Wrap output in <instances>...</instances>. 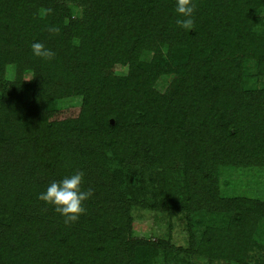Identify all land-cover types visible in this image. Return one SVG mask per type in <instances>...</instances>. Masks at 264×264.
Wrapping results in <instances>:
<instances>
[{
  "label": "trees",
  "instance_id": "trees-1",
  "mask_svg": "<svg viewBox=\"0 0 264 264\" xmlns=\"http://www.w3.org/2000/svg\"><path fill=\"white\" fill-rule=\"evenodd\" d=\"M194 2L186 30L177 0H0V264L180 259L130 236L135 205L183 214L187 254L264 264V200L223 193L220 176L264 168V87L244 78L251 64L264 76V0ZM36 41L55 56H34ZM76 171L92 196L66 224L38 197ZM203 214L219 219L196 237Z\"/></svg>",
  "mask_w": 264,
  "mask_h": 264
},
{
  "label": "rangeland",
  "instance_id": "rangeland-1",
  "mask_svg": "<svg viewBox=\"0 0 264 264\" xmlns=\"http://www.w3.org/2000/svg\"><path fill=\"white\" fill-rule=\"evenodd\" d=\"M261 14L264 15V7L261 8ZM245 72V86L247 87H264V76L256 73L255 65L251 64ZM119 65L116 66V72L124 71ZM171 75H162L156 86L160 90H164L167 86ZM80 98L72 96L61 101L59 104L64 106L65 115H75L78 111V103ZM111 165H116L112 162ZM222 192L225 194H243L251 197H259L264 200V168L263 167H246L238 169L224 168L221 170ZM174 197V196H173ZM132 223L130 227L131 237H144L150 239H165L172 247V251L180 257V259H172L164 261L161 255H157L154 264H209L206 259L200 255H190L184 249L189 245V231L186 225V219L183 214L177 213L172 217L165 211H156L140 206H132L130 208ZM199 223L193 222L194 233L199 237L204 223L207 219H219L217 216L203 214L198 217ZM224 218V217H223ZM222 219V218H221ZM263 223V222H262ZM255 238L264 244V223L263 226L255 233ZM177 247L180 248L177 251ZM255 256L264 255V251L257 249L252 252ZM253 261V260H252ZM251 261V262H252ZM213 264H225L223 261H217Z\"/></svg>",
  "mask_w": 264,
  "mask_h": 264
},
{
  "label": "clouds",
  "instance_id": "clouds-1",
  "mask_svg": "<svg viewBox=\"0 0 264 264\" xmlns=\"http://www.w3.org/2000/svg\"><path fill=\"white\" fill-rule=\"evenodd\" d=\"M194 0H177L176 13L177 24L191 30L194 26ZM49 31H58L55 28ZM32 54L43 59H52L55 53L43 43L36 41L31 44ZM84 172L76 171L71 175L63 177L59 181L51 182L45 191L39 194V199L44 203L53 206L54 211L64 217V222H76L85 213L84 202L92 196V190L82 188Z\"/></svg>",
  "mask_w": 264,
  "mask_h": 264
}]
</instances>
